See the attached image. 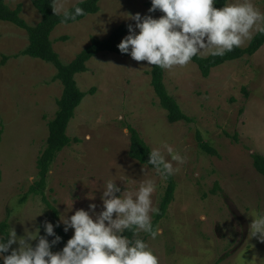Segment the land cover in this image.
Listing matches in <instances>:
<instances>
[{
	"label": "rangeland",
	"instance_id": "obj_1",
	"mask_svg": "<svg viewBox=\"0 0 264 264\" xmlns=\"http://www.w3.org/2000/svg\"><path fill=\"white\" fill-rule=\"evenodd\" d=\"M33 1L6 0L12 7L22 3L23 17L36 24L41 14ZM77 1L64 0L65 8ZM149 1L101 0L100 12L58 24L52 32L54 47L69 62L93 35L107 37L122 23L135 29L128 14L163 15L159 10L149 13ZM233 2L237 0L227 3ZM252 2L264 12V0ZM28 44L26 29L0 20V223L8 219L9 231L14 228L19 237L26 229H39V235L46 236L44 221L53 224L54 232L57 221L72 237L74 230L65 232L60 217L88 211L90 204L97 205V213L102 211L108 180L116 181L121 191L137 190L140 182L153 180V206L159 208L167 180L130 157L132 125L166 159L171 156L164 144L187 162H173L179 168L173 175L177 187L156 238L141 232L130 239L144 240L160 264H264V243L248 233L252 218L264 215V176L253 160L254 152L264 155V46L252 56L214 67L207 77L193 60L166 70V85L189 117L176 122L168 120L151 83L152 66L128 54L100 52L88 61L87 71L76 75L82 90L96 91L85 96L69 124L71 145L56 157L44 195L30 194L21 201L38 179L37 161L49 136L48 122L63 93L53 63L14 56ZM5 56L10 57L3 63ZM50 204L58 210L57 219ZM154 217L155 213L152 221ZM54 238L47 236L49 242ZM64 246L59 242L51 250Z\"/></svg>",
	"mask_w": 264,
	"mask_h": 264
},
{
	"label": "clouds",
	"instance_id": "obj_2",
	"mask_svg": "<svg viewBox=\"0 0 264 264\" xmlns=\"http://www.w3.org/2000/svg\"><path fill=\"white\" fill-rule=\"evenodd\" d=\"M214 3L215 0H151L149 13L159 10L163 15L153 18L128 14L139 31L129 24V34L117 47L136 62L146 61L150 66L172 70L186 66L201 54L224 56L244 46L254 32L264 33V12L252 0L225 3L222 8L214 7ZM51 9L54 15L62 13L64 22L85 15L81 7L69 12L64 0H52ZM163 148L171 159H166L160 148H154L148 163L166 178L179 171L173 162L182 165L187 158L167 144ZM155 190L151 179L140 182L134 191H121L116 181L108 180L101 196L102 211L97 213V205L90 204L88 211L78 209L70 217H60L65 232L74 230L61 251L51 250L61 237L48 221H44L46 236L39 235V229H26L25 235L18 237L12 228L6 242L0 238V253L10 252L3 256V264H160L159 257L144 240L130 239L124 234L128 231L139 237L144 232L156 238L158 230L152 225V215L159 211L152 201ZM248 233L264 243V215L252 218ZM47 236L55 238L49 242ZM32 241L38 242L33 246ZM14 244L18 247L12 248Z\"/></svg>",
	"mask_w": 264,
	"mask_h": 264
},
{
	"label": "trees",
	"instance_id": "obj_3",
	"mask_svg": "<svg viewBox=\"0 0 264 264\" xmlns=\"http://www.w3.org/2000/svg\"><path fill=\"white\" fill-rule=\"evenodd\" d=\"M34 5L41 14V20L36 24H30L22 15L23 4L19 3L15 7L10 6L6 0H0V20L12 22L15 25L24 28L29 34V44L26 48L16 53L14 56L29 55L44 61L53 63L56 66L57 73L55 79H59L63 84V93L58 99V109L55 115L49 120V136L47 143L41 154L39 155L38 165V179L35 184L30 186L29 192L21 201H24L30 194H43L46 187L48 173L58 156L67 146L71 145L72 138L68 134L69 124L76 114V110L82 103L83 99L88 93H95L96 88L93 87L87 91L82 90L77 82V73L88 70V61L97 56L102 51H112L121 54L117 45L121 42L124 36L128 33V23H122L113 28L107 37H99L93 35L90 43L86 45L76 56L69 62H64L58 51L54 47V39L52 32L60 23H72L85 18L87 15L100 12L101 0H79L74 3L67 10L74 12L75 7H81L85 15L77 16L75 20H67L64 22L63 14L54 15L51 9L52 0H34ZM228 0H215L214 7L222 8ZM151 7V1L148 2ZM67 36H63L66 39ZM264 46V33L256 32L247 46L235 48L231 52H227L224 56L198 55L192 60L196 62L202 72L207 77L210 75L212 69L227 61L244 58L254 55L261 47ZM126 55V54H123ZM10 56H5L3 63L7 61ZM166 70L156 66H152L150 71L151 83L155 89L156 94L160 99L161 105L167 110V117L170 122H176L181 119H189L186 113L182 110L177 99L170 93L165 82ZM131 134V143L129 149L130 157L137 159L139 162L154 167L148 163L149 154L152 150L150 144L142 137L139 130L128 125ZM3 128L0 129V142L2 140ZM213 151L212 149H209ZM253 160L256 169L264 176V155L259 152L253 153ZM2 180V170L0 166V183ZM166 194L163 196L158 213L152 221L154 230H158L161 219L166 215L168 208L174 198L177 187V182L173 175L167 176ZM44 200H46L44 196ZM46 202H48L46 200ZM48 204V203H47ZM54 212V217L58 218V210L51 205ZM59 225V226H57ZM9 221L5 219L0 223V232L3 234L2 239H5L9 233ZM55 234L61 237L60 242L64 245L71 237L63 232L62 225L56 221ZM129 238L133 237L131 232L124 233ZM10 254L9 253H6ZM0 264L3 260L0 258Z\"/></svg>",
	"mask_w": 264,
	"mask_h": 264
},
{
	"label": "water",
	"instance_id": "obj_4",
	"mask_svg": "<svg viewBox=\"0 0 264 264\" xmlns=\"http://www.w3.org/2000/svg\"><path fill=\"white\" fill-rule=\"evenodd\" d=\"M6 255V253H0V258L3 260V256Z\"/></svg>",
	"mask_w": 264,
	"mask_h": 264
}]
</instances>
